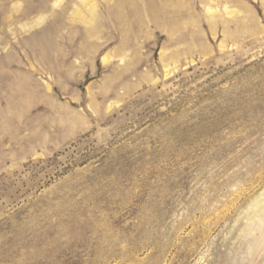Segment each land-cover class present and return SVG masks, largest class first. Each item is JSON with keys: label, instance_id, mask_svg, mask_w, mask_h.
Wrapping results in <instances>:
<instances>
[{"label": "rangeland", "instance_id": "1", "mask_svg": "<svg viewBox=\"0 0 264 264\" xmlns=\"http://www.w3.org/2000/svg\"><path fill=\"white\" fill-rule=\"evenodd\" d=\"M55 1L0 0V264H264V0Z\"/></svg>", "mask_w": 264, "mask_h": 264}, {"label": "bare ground", "instance_id": "2", "mask_svg": "<svg viewBox=\"0 0 264 264\" xmlns=\"http://www.w3.org/2000/svg\"><path fill=\"white\" fill-rule=\"evenodd\" d=\"M54 1V0H53ZM80 2V5H76V11L74 12L76 18L81 23L85 25H91L93 26L97 20V9H98V3L97 0H78ZM100 1V0H99ZM212 2H215L216 0H211ZM58 0L55 1V4H57ZM60 2V0H59ZM122 0H117V5H121ZM54 4V3H53ZM225 14L226 15H232L233 11L228 10L227 6H224ZM232 10V9H231ZM216 8H212L211 5H208L206 8V14L211 17L216 12ZM41 19L39 18L37 20V23L40 22ZM107 58V57H106Z\"/></svg>", "mask_w": 264, "mask_h": 264}]
</instances>
